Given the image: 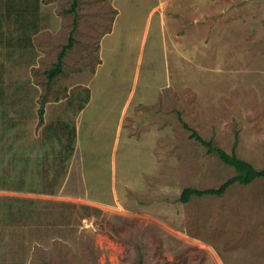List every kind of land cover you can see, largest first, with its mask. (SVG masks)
<instances>
[{
	"label": "rangeland",
	"instance_id": "obj_1",
	"mask_svg": "<svg viewBox=\"0 0 264 264\" xmlns=\"http://www.w3.org/2000/svg\"><path fill=\"white\" fill-rule=\"evenodd\" d=\"M72 3L0 0V264H264V178L180 201L184 124L264 169V0Z\"/></svg>",
	"mask_w": 264,
	"mask_h": 264
},
{
	"label": "trees",
	"instance_id": "obj_2",
	"mask_svg": "<svg viewBox=\"0 0 264 264\" xmlns=\"http://www.w3.org/2000/svg\"><path fill=\"white\" fill-rule=\"evenodd\" d=\"M78 6V0H73V3L69 9L70 13L76 14V9ZM75 39L73 34L68 39V43L62 48L60 54L58 55V60L56 64L46 72L49 81L55 80L59 75L63 73V65L64 59L67 55V52L72 49L74 45ZM45 111L44 109H40V120L43 121ZM185 128L192 131V137L199 141L202 145L208 148V151L213 154H217L219 158L228 166L235 169V176L230 178L226 183L220 186L217 189H207V190H199L195 188H186L184 189L180 201L182 203H188L192 197H203L207 195L211 196H223L224 193L233 185L241 184V185H250L254 181L258 179L264 178V169L259 170L255 168L252 164L245 160H241L238 158L235 152L232 154H228L222 149H219L214 146L212 142H208L204 140L198 132L192 130L187 124H184Z\"/></svg>",
	"mask_w": 264,
	"mask_h": 264
}]
</instances>
